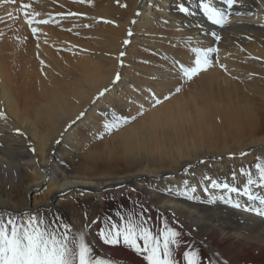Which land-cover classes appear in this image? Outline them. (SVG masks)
<instances>
[{
  "label": "bare ground",
  "instance_id": "bare-ground-1",
  "mask_svg": "<svg viewBox=\"0 0 264 264\" xmlns=\"http://www.w3.org/2000/svg\"><path fill=\"white\" fill-rule=\"evenodd\" d=\"M145 1L0 0V216L38 218L44 204L61 193L82 189L101 196L106 185L128 184L142 190L151 206L175 212L189 236H196L200 227L218 235L214 243L203 240L209 264L248 263L255 252L263 253L259 264H264V216L247 210L262 207L259 201L212 186V181L237 186L221 177L230 179L229 167L209 173L203 166L207 160L227 157L219 150L230 145L240 147L234 155L244 158L248 149L264 148L252 100H247V91L234 94L231 88L238 83L235 77L241 81L245 72L264 69V0H238L231 9L222 0H150L148 6ZM204 3L230 13L227 20L213 23ZM24 4L30 7L22 8ZM181 4L190 14L180 10ZM42 20L49 22L38 23ZM93 35L99 41L89 39ZM97 46L102 47L99 55ZM208 48L217 49L209 54L211 64L189 78L185 69L195 67L198 55L193 50ZM129 49L149 62L137 67L147 77L136 91L129 88L132 74H125ZM56 96L60 103H55ZM108 100L148 109L142 124L114 134V128L102 129L90 109L106 107ZM133 100L138 105H132ZM78 118L96 134L103 133L105 144L120 141L110 154L120 152L126 158L139 133H152L151 139L138 141L139 147L150 146L146 157L159 165L168 162L171 170H140L118 178L96 174L106 154H90L77 143L72 125ZM229 138L234 143H227ZM259 160L261 156H255L248 162ZM34 174L39 180L24 187L27 197L22 196ZM238 177L237 187L243 188L242 174ZM146 178L160 181L159 186L144 187ZM41 186L49 187L45 201L32 195ZM73 225L74 232L85 233L86 242L99 243L76 216Z\"/></svg>",
  "mask_w": 264,
  "mask_h": 264
},
{
  "label": "rangeland",
  "instance_id": "rangeland-1",
  "mask_svg": "<svg viewBox=\"0 0 264 264\" xmlns=\"http://www.w3.org/2000/svg\"><path fill=\"white\" fill-rule=\"evenodd\" d=\"M149 2L150 0H146L145 5L148 6ZM93 38L94 40L99 41V38L94 35L91 36L89 39H93ZM139 45H140L139 47L144 46L142 44ZM100 47H98L95 52L98 55L100 54L99 52L101 51L102 48ZM97 51L99 52L97 53ZM129 51H130L129 53L132 54V57H130L128 53L127 58L129 64L126 66V69L128 70L125 72V74H127L128 72L132 74L133 80H131V83L129 84V88H132L133 90L135 89L134 91H136L137 86H139V81H143V79L147 77V74L145 72L140 71L137 67H140L142 64L143 65L149 64V62L147 59H145L148 62L146 63L144 58H140L138 54L133 56L134 55L133 52H135L136 49L133 50L129 49ZM109 57H101V58L105 61L109 59H104V58H109ZM134 66L136 68H134ZM244 76L245 77L242 78L241 80L242 82L238 79V77H235L238 83L237 82L233 83L231 88L233 90L235 89L234 94H236V92L242 94L243 92L247 91L246 92V94L248 95L247 100L248 99L250 101L252 100L250 105L256 102V104L254 105L252 104L254 112H256L255 114L257 116L254 119V121L258 127V131L264 134V69L262 70L259 69L257 71H249V73L245 72ZM248 76L249 79H247ZM250 76L254 77V79H252V77L250 78ZM257 78H259L258 81ZM250 79H252V82ZM238 86H240V88H238ZM120 94L121 93L119 92L118 95ZM224 97H226V95H224ZM51 98H53V96ZM60 101H61L60 97L56 96L55 103H60ZM133 103L138 105V103H136L134 100L132 101V105ZM90 111H91V115L95 113L97 114L96 116L97 119L100 120L102 129L111 130L114 128L115 130L111 132V134H114L115 132L117 133L121 132L122 129H126L136 124L137 122H140L142 124L143 121L141 119L147 114L148 109L144 108L141 105L138 106L137 110L134 108L131 109L129 106L126 105L125 102L108 100L106 101V107H101V105L99 104L96 105L93 110L90 109ZM175 115L178 116V114ZM72 126L73 128H75V132L79 137V140L78 138L77 139L75 138V140L79 145L84 146L86 149H89L88 152L90 154L93 152L94 153L100 152L101 155L106 154V157L103 160V162H99L98 164L99 169L97 171L98 173H96L98 175L107 174L110 178H115V177L118 178L121 176L123 177L124 175L126 176L131 173L138 172L140 170L150 169V170H156L158 172L159 171L165 172L171 170V168L168 166V162H164V164L159 165L156 164L158 163L157 160L152 159V157L151 158L146 157L150 153V151H152L149 149L150 146H148L147 148L139 147L140 144L138 141H144V138L151 139V136H153V134L148 131H144L143 133L141 132L137 135V137L139 138L138 140H134V144L132 148L133 150L129 153L128 157L126 158L120 152H118L117 154L114 153L110 154L111 150L115 149L118 145V142L120 141L111 139L108 142L109 144L108 143L105 144V142H103V140H105L104 138L105 135L99 132H97L96 134L95 132L90 130V126L85 125L81 118H78L76 121H74ZM261 136L263 137L264 135ZM226 142L229 144L234 143L231 138L227 139ZM28 145H29L28 142L23 144L24 147H27ZM148 145H151V143ZM239 150L242 149L240 147L232 148V145H230L224 151L219 150V152L227 154V157H225L221 161L207 160L205 163H203V166L206 170L209 171V173L221 172L218 169H222L225 168V166H227L233 172L231 175L232 178L230 177V179H227L226 175H221L223 180H227L229 183L239 186L240 177H238V175L242 174L244 180V184H243L244 186L247 177L242 173V170L250 171L252 173V178L257 179L258 173L255 165L257 163L264 164V148H262V146L259 145L254 148L248 149L247 150L248 152L246 154L249 153V155L246 158H244L243 156L234 155ZM255 156H261V160L252 161L251 163L248 162V160L251 157L253 158ZM65 162H66L65 164L69 167L72 165V163L69 162V160L67 159H65ZM152 162L154 163L152 164ZM220 164L221 166H219ZM72 169H75V165L72 166ZM240 169L241 171H239ZM86 174L92 176V174L90 173H86ZM185 177L186 175L183 176V178ZM39 178H40L39 175L36 174L31 175L30 179L26 181L23 186V192L20 191V193L22 192L21 193L22 196L27 197V195H25L26 193L24 191V187H27L29 183L39 180ZM153 180H154L153 178L152 179L146 178L142 182V185L150 189L153 188L156 189L159 186L160 181L158 182ZM167 184H169L170 189H173L175 187L173 183H170V180L167 181ZM255 187L256 186L253 185L254 193L264 195L263 194L264 189L258 187L255 188ZM48 191H49L48 186L47 187L41 186L37 190L33 189L32 195L35 194L37 197L45 201L47 200L45 198L48 194ZM2 195L3 194L0 193V196ZM12 197L13 198L15 197V199L17 198L15 194L12 195ZM146 197H147L146 194L143 193L142 190L137 189L136 187L130 186L128 184L125 185L115 184L112 186L106 185L102 191L101 196L95 193L86 192L82 189H74V190L72 189L70 192L67 193L65 192V194L61 193V195L57 199H54L51 202L49 201L48 205L44 204L46 208L43 207L39 211L38 218L45 223L56 221L58 223L69 225L72 231L74 232L73 217L75 216L78 217L81 223L88 224V230L92 232L91 233L92 235L94 234L93 236L96 238V241L99 242L98 244L96 242H91L90 244V246L93 249V256L97 258H102L105 261H112L113 264H126V263L148 264V261L144 258L143 255L137 253L134 249L125 245L122 241L117 245H110L104 243L99 233L102 230H107L112 222L119 223L121 226H123L124 219H127L128 217H132V218L142 217L147 220L148 227L152 229L154 233H158L164 230L165 222H166L167 228L175 230L176 232L179 233V236L177 237V240L179 242V247L174 246V252H173L179 264H186V261L184 260V253L186 251H192L198 253L200 264H209V260L207 258L208 253L204 251L206 249L203 244L204 243L203 240L208 239L214 243V241L220 240L219 239L220 237L218 235H214L213 233H210L211 231L207 227H203V228L200 227L201 229L200 228L196 229L195 234L197 237L189 236L188 233L186 232L187 229L182 223V221H179V218L174 216L175 212L171 211L169 213V211H167L165 208H160L157 207L156 205H154V207L151 206ZM199 198L201 201L205 199L204 196H199ZM32 199L33 198L31 199L29 198L28 200L32 201ZM21 205L22 203L20 204V206ZM197 220L199 219L196 216H194L193 222H197ZM204 255L207 256L204 257ZM262 257H263V253L255 252L250 255L248 263L243 262L242 264H259L263 261L261 260Z\"/></svg>",
  "mask_w": 264,
  "mask_h": 264
},
{
  "label": "snow or ice",
  "instance_id": "snow-or-ice-1",
  "mask_svg": "<svg viewBox=\"0 0 264 264\" xmlns=\"http://www.w3.org/2000/svg\"><path fill=\"white\" fill-rule=\"evenodd\" d=\"M12 2L14 3L15 0ZM222 3L231 9L234 4L238 3V0H222ZM28 7H30L28 4L22 5V8ZM203 8L208 19L216 24H223L230 14L219 8L210 7L207 3L203 4ZM180 10L190 14V9L183 4L180 5ZM24 14L27 17L28 13ZM27 22L32 24V20ZM48 22L47 20L38 21V23ZM36 31V28H32L33 34ZM193 51L198 55L194 61L195 67L185 69V75L189 78L201 70H206L211 64L209 54L217 49H194ZM0 117H3V113H0ZM255 167L258 173L257 179L252 178L250 171L242 170L247 177L243 188L227 183L220 184L216 181H212V186L222 187L238 196L244 195L250 200L259 201L262 207L247 210L264 216V195L253 192V185L264 189V164L257 163ZM206 179L211 180L210 177ZM234 206L239 207L240 205L235 204ZM99 235L106 244L117 245L122 241L143 255L148 264H179L173 254L174 246L179 247L177 240L179 233L167 228L166 222L164 230L154 233L148 227L146 219L128 217L124 219L123 226L112 222L109 228L102 230ZM184 260L186 264H200L199 254L196 252L186 251ZM0 264H113V262L94 257L90 243L86 242L85 233L83 231L73 232L69 225L56 221L45 223L39 221L37 217L17 220L0 216Z\"/></svg>",
  "mask_w": 264,
  "mask_h": 264
}]
</instances>
